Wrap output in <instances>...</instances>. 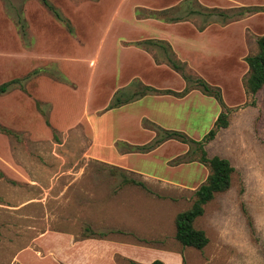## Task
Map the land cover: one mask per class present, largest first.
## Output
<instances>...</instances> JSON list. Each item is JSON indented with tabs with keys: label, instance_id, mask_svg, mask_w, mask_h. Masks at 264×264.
<instances>
[{
	"label": "rangeland",
	"instance_id": "obj_1",
	"mask_svg": "<svg viewBox=\"0 0 264 264\" xmlns=\"http://www.w3.org/2000/svg\"><path fill=\"white\" fill-rule=\"evenodd\" d=\"M49 1L73 32L40 0H0V84L20 80L0 93V125L16 132L0 131V264H40L45 231L109 232L110 223L95 226L98 214L126 222L127 241L153 234L161 247L182 251L185 264H264V86L255 95L244 87L245 57L264 34L257 9L264 0ZM168 7L170 14L157 13ZM145 39L152 42L135 44ZM157 40L170 44L185 73L218 87L229 109L228 125L204 147L234 171L229 189L195 221L209 239L202 250L174 239L175 215L209 172L195 144L169 139L144 152L120 144H150L151 123L200 140L222 107L194 88L183 100L150 93L108 108L132 80L194 87ZM132 169L184 185L148 179L146 188L126 184L114 197L123 177L143 179ZM141 214L147 221L137 220ZM45 244L56 251L58 240L49 235Z\"/></svg>",
	"mask_w": 264,
	"mask_h": 264
},
{
	"label": "trees",
	"instance_id": "obj_2",
	"mask_svg": "<svg viewBox=\"0 0 264 264\" xmlns=\"http://www.w3.org/2000/svg\"><path fill=\"white\" fill-rule=\"evenodd\" d=\"M40 2L49 9L56 19L63 22L69 32H73L71 24L67 18H65L61 12L55 7L49 0H40ZM175 8V7H174ZM174 8L168 7L158 11L159 15L170 14ZM259 11H264V4L257 8ZM216 11V10H215ZM221 14H224L223 11H219ZM178 19V18H177ZM171 19V20H177ZM151 41L150 39H145L141 41H137L135 44L140 45L144 42ZM161 45L165 43L166 46H163L167 59L171 67L179 72H181L182 78L186 82L193 81L194 87L185 86L182 90L176 91L170 88L167 89H158L151 85L144 84L140 81L131 82L129 87H133L131 91H126L124 89H120L115 93V101L111 103L108 108L118 107L122 104L128 103L134 99H138L150 93H159V94H170L176 97H184L186 96L192 89L197 88L203 94L207 96L214 97L216 101L219 103L220 107H222L221 111L217 114L213 127L204 135V137L200 140H195L190 138L182 131L178 130H169L164 129L162 127L156 126L151 123V125L156 128L155 136L153 140L148 145H129L127 143H121L123 145L124 150L127 151H147L151 150L159 145H161L164 141L169 139L177 140L181 143H193L195 144V148L192 151L193 155L199 152L198 161L208 167V174L205 180L195 189L193 193V200L189 207L178 212L174 218L175 225V233L174 239L182 246V247H192L198 250H202L208 243L209 239L205 233V231L201 228H198L195 225V221L198 217L202 216L204 213L205 205L211 201L217 193L224 192L229 189L231 185V175L234 171V168L231 162L219 155L209 156L205 150V143L214 139L216 133L221 129L225 128L228 125V113L229 109H227L224 105L222 95L220 89L218 87H214L207 83L201 77H192L189 74L184 72V64L177 59H174V52L167 42H160L162 40H157ZM152 42V41H151ZM172 55V56H170ZM245 62L247 64V75L244 80V87L247 94L255 95L258 91H260L264 86V34L260 35L256 39V51L248 54L245 57ZM36 73V72H35ZM20 80L18 78L11 79L5 81L0 84V93H3L8 90V88L15 84L19 83ZM121 93V94H120ZM48 124V120H46ZM0 131L4 132L8 135H16V132L3 127L0 125ZM192 160V159H190ZM189 160V161H190ZM125 184H133L143 188H146L145 183L142 180H137L134 178L123 177L120 185ZM114 230L111 229L109 232H92V235H96L99 237H106L113 233ZM82 237H89V235H82ZM122 262L125 264H164L160 259H154L149 263H141L136 260L130 258H121ZM182 264H185V260L183 259Z\"/></svg>",
	"mask_w": 264,
	"mask_h": 264
},
{
	"label": "crops",
	"instance_id": "obj_3",
	"mask_svg": "<svg viewBox=\"0 0 264 264\" xmlns=\"http://www.w3.org/2000/svg\"><path fill=\"white\" fill-rule=\"evenodd\" d=\"M133 81L134 80L130 81L125 87L128 88L129 84ZM188 95L189 93L186 96L182 97L181 100L187 98ZM140 98L134 99L128 103L136 102ZM164 129L174 130L170 128ZM153 138L154 136L151 138V141L153 140ZM118 167L121 169L129 170L128 165L125 164H121ZM132 172L136 173L137 175H141V177L144 179H142L143 182H146L148 179H156L154 182L157 181L160 184H173L176 186L184 185V183L181 181H173L172 179L160 177L157 175L149 176L138 169H132ZM152 180L148 181L147 183H150ZM123 186L124 185H119L121 189L120 191L114 193V197L117 198L120 194L123 193V190L128 187ZM110 198L112 199V196ZM112 216L113 215L108 214H98L94 218L95 226H104L107 223L111 224L109 225L112 226L110 229H113L114 232L106 237H99L96 235H89V237H77L73 233L68 232L45 231L41 235L42 242L40 247H42L41 257L39 260H41V262H43L44 264H125L119 263L116 260L117 257H124L136 260L141 263H149L154 259H160L164 264H182L184 259L182 251L161 247L160 241L157 238L150 239L152 238L153 234L144 235L143 233H141L142 238H139L140 240H137L136 242L127 241L126 232L122 229V227H127V223L121 220L118 221L116 219L117 217L114 218L115 216ZM143 216V214H141V216L138 215L137 220L140 219L142 221H147V219H145ZM108 217H110L109 221L107 219ZM49 235L55 236L58 240L56 251L51 246H46L47 244H45V239ZM131 251H135V253H131ZM142 253H151L152 256L144 258L139 255ZM49 256L53 257L51 261L47 260Z\"/></svg>",
	"mask_w": 264,
	"mask_h": 264
}]
</instances>
